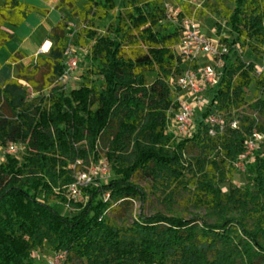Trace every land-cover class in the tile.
<instances>
[{"label": "trees", "instance_id": "1", "mask_svg": "<svg viewBox=\"0 0 264 264\" xmlns=\"http://www.w3.org/2000/svg\"><path fill=\"white\" fill-rule=\"evenodd\" d=\"M123 1L119 7L114 0L56 3L81 23L74 41L85 48L89 66L77 88L67 91L55 82L72 41L66 18L51 27L47 53L30 56L0 85V144L24 146L21 157L6 154L0 161V264H32L33 253L43 249L64 252V264H264V99H246L253 85L264 91V0H211L197 13L224 18L233 38L221 36L216 23L219 41L227 46L220 76L206 90L209 105L200 111L196 131L179 142L163 127L166 110H177L180 91L171 90L169 80L182 69L178 45L188 5L176 0V12L163 0ZM34 11L46 12L25 0H3L0 48L13 37L5 25L19 26ZM103 19L108 22L99 33L96 22ZM244 47L262 59L259 75L255 62L238 57ZM24 57L16 51L7 63ZM28 87L34 94L30 99ZM245 105L263 122L234 114ZM213 112H224L227 123L238 119V127L227 125L210 136L205 118ZM253 130L261 140L245 165L246 184L236 186L234 162ZM82 141L96 162L103 144L115 175L88 188L83 205L53 193L59 179L66 186L74 182L69 165L86 159L77 147ZM190 143L209 153L219 149L218 161L206 166L197 161L199 174L186 180L194 187L192 203L204 207L210 221L155 212L117 224L107 215L146 201L144 190L131 180L139 173L184 183L182 151ZM215 178L225 182V192ZM53 194L76 212L59 214L46 202Z\"/></svg>", "mask_w": 264, "mask_h": 264}, {"label": "rangeland", "instance_id": "2", "mask_svg": "<svg viewBox=\"0 0 264 264\" xmlns=\"http://www.w3.org/2000/svg\"><path fill=\"white\" fill-rule=\"evenodd\" d=\"M31 4L37 6H43L42 0H25ZM117 7L124 5L125 1L123 0H114ZM211 0H180L179 3H187L188 5V17L184 20V22L195 24L199 31L207 36L211 41H217L219 39V35L217 34L216 23H220V35L224 38H227L230 41L233 37L231 34L229 27L225 23L224 18H219L218 16L206 14L204 16L197 15L200 10H202L207 2ZM3 0H0V5ZM82 1H78L77 5L79 6ZM179 3L176 0H163V6L165 8H173L176 12L179 10ZM66 18V23L68 25L67 33L70 36V39L73 42V47L76 50V54L80 58V62L78 65L77 70L75 71V75L78 78L76 81H70L67 84V91L73 88H77L81 82L85 81L86 76V69L89 66L88 59L86 58V51L85 48L82 46H78L74 40H76V31L81 26V23L77 18H72L65 7H61L59 10L51 11L48 14H42L39 12H34L28 16L25 22L19 26H10L5 25V28L13 34V37L7 41L1 48H0V63L3 65L2 69L0 70V80L6 75L10 73L17 74L18 67L13 65L12 67L6 64V60L8 59L9 55L16 51L18 48L28 47L27 49H31L32 44L38 45L39 42L47 35L49 29L60 17ZM108 22V19L99 20L96 22V29L99 33L104 31V25ZM221 42V41H220ZM32 43V44H31ZM21 45V46H20ZM47 53V52H46ZM44 53V54H46ZM238 57L240 60L245 62H255L257 65L260 66L262 63V59L259 58L257 55L250 52L248 47L241 48L239 50ZM220 72V70H218ZM98 76H91L92 80L98 79ZM216 80L215 84L218 82ZM80 80V81H79ZM79 81V82H77ZM169 85L171 90L177 89L175 84L169 80ZM29 96L28 99L32 98L34 94L31 92L30 88L28 87ZM246 99L248 101L254 99H264V91L260 87H256L253 85L247 90ZM5 106L3 105V109ZM174 109V107H173ZM167 109L165 114V121H164V133H169L173 136L176 142L184 140L185 138L191 136L184 133L179 132L175 122H174V115L172 110ZM6 109H4L5 111ZM200 113V110L196 111V114ZM246 114L256 118L258 122H263L262 118L256 111L250 109L247 105L242 106L239 110L235 111L234 114ZM224 114V112H221ZM199 114H197L198 116ZM171 138L170 140H173ZM5 143V145H7ZM264 144V139L262 141V146ZM2 145V144H1ZM80 150H85L84 154L86 159H77L80 160L81 169L88 170L92 164L96 161L92 159V154L89 149V145L86 141H82L80 144L77 145ZM100 156L102 160L106 161L107 167L109 168V173L104 178H99L101 182H108L112 178L115 177L113 169L111 168V164L106 160L104 156L105 149L103 148V144L98 146ZM217 151V153H216ZM215 152L209 153L206 151H202L198 146L193 144H188L186 148L182 151V167L184 172V183L174 182L167 179H152L151 177L145 176L141 173L132 177V181L138 184L146 194V201H138L135 200L131 203V206L128 210H124L122 207L117 208L116 210H110L107 212V215L114 220L117 224H128L134 218H136L139 214L143 215H151L155 212H159L168 216H180L185 219H190L191 217L199 218V223L202 220H211V215L208 211L204 209V207L192 203V195L194 193V187L191 183H187L186 180H190L192 177L196 179L197 175V161L203 162L206 166L210 160H219V149ZM23 154L20 153L18 157H21ZM99 159V160H100ZM237 162V160H236ZM236 162H234L236 164ZM233 163V165H234ZM82 164H84L82 166ZM78 165H75V169ZM218 178H215V186L221 188L223 192L226 191L225 182L219 181ZM232 182L236 186H243L247 182V170L245 169L240 170L234 165V171L231 174ZM98 180V181H99ZM194 180V179H193ZM56 186L53 187V193L57 196H65L68 197V186L67 183L59 179ZM97 182V181H95ZM98 183V182H97ZM90 187H96V185L87 184L82 187L84 190L83 195L81 198L78 199V204H85L88 199L87 190ZM53 194L49 199L46 200L47 204L52 206L59 214L61 215H69L70 213L76 212L75 209L68 207L65 203L60 202L56 199V195ZM42 198V196H39ZM53 251H48L47 249H43L41 251H36L33 253L32 256V264H46V260H48ZM44 261H41V260ZM38 262V263H37ZM69 264H77L74 260L69 261Z\"/></svg>", "mask_w": 264, "mask_h": 264}, {"label": "built area", "instance_id": "3", "mask_svg": "<svg viewBox=\"0 0 264 264\" xmlns=\"http://www.w3.org/2000/svg\"><path fill=\"white\" fill-rule=\"evenodd\" d=\"M171 10V8H167ZM171 16V13L168 14ZM70 37V36H69ZM178 53L182 63L180 72L172 78L176 88L180 93L177 95V110L174 115V122L179 132L191 135L196 131L197 110H204L209 105V99L206 97V90L215 85L220 76L218 70L223 65V55L227 53V46L219 41H211L202 34L195 24L184 22L181 41L178 45ZM79 65V56L70 41L65 49L63 68L57 75L55 82L67 87L70 81H76L75 75ZM262 66L255 67V75H259ZM208 126V134L215 136L224 132L227 125L230 128L238 127V119H233L229 123L225 121L221 114L213 112L205 118ZM261 140L258 131L253 130L244 141V151L237 159L236 167L245 170L247 162L253 159L255 149ZM24 146L21 143L0 144V161L6 154L15 155L23 151ZM81 161L76 160L70 163L69 167L74 172V182L68 186V199L78 201L83 195L82 187L91 184L98 185L99 178H104L109 173L106 161L100 159L88 170L81 169ZM75 165L78 167L75 169ZM97 181V182H95ZM65 253H54L47 264H64Z\"/></svg>", "mask_w": 264, "mask_h": 264}, {"label": "crops", "instance_id": "4", "mask_svg": "<svg viewBox=\"0 0 264 264\" xmlns=\"http://www.w3.org/2000/svg\"><path fill=\"white\" fill-rule=\"evenodd\" d=\"M43 1V6H37V5H35V6H37L38 8H41V9H45L46 10V12L45 13H42V14H48L49 12H51L52 10L53 11H55V10H59V9H56L55 8V5H56V3L58 2V0H42ZM35 12V11H34ZM34 12H31L30 14H32V13H34ZM39 13H41V12H39ZM29 14V15H30ZM28 15V16H29ZM28 16H27V18H28ZM26 18V19H27ZM62 18H64V17H60V19H58L57 21H56V23L57 22H59ZM25 19V20H26ZM25 22V21H24ZM23 22V23H24ZM22 23V24H23ZM56 23H54V24H56ZM53 26V25H52ZM51 26V27H52ZM51 27H50V29H51ZM50 29H49V31H50ZM49 33V32H48ZM48 33H47V35L39 42V44L38 45H36V44H32V46H31V49H27L28 47L26 46V47H24V49L23 48H18V49H16V51H19V52H21L25 57L23 58V59H21V60H19L18 62H16V63H12V64H8L7 62H8V59L6 60V64L7 65H9V66H13V65H15V66H24L27 62H28V59H29V57L30 56H34V55H36V54H44V53H46L48 50H46V51H43L42 50V47H43V44H44V42L45 41H48L49 42V47H50V45H51V41L48 39ZM9 41V40H8ZM6 43V42H5ZM21 46V45H20ZM49 47H48V49H49ZM16 51H14V52H16ZM14 52H12L11 54H13ZM10 54V55H11ZM9 55V56H10ZM9 58V57H8ZM2 67H3V65L0 63V70L2 69ZM12 73H10L9 75H6V77L4 76L3 77V79H1L0 80V85H2L3 83H4V81L5 80H7V79H10V78H13V77H15L16 76V74H13V75H11Z\"/></svg>", "mask_w": 264, "mask_h": 264}, {"label": "bare ground", "instance_id": "5", "mask_svg": "<svg viewBox=\"0 0 264 264\" xmlns=\"http://www.w3.org/2000/svg\"><path fill=\"white\" fill-rule=\"evenodd\" d=\"M48 47H49V42L45 41L44 44H43L42 50L46 51V50H48Z\"/></svg>", "mask_w": 264, "mask_h": 264}]
</instances>
